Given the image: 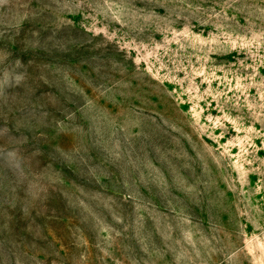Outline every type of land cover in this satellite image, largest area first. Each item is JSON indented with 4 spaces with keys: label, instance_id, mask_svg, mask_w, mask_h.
Returning a JSON list of instances; mask_svg holds the SVG:
<instances>
[{
    "label": "rangeland",
    "instance_id": "374dc122",
    "mask_svg": "<svg viewBox=\"0 0 264 264\" xmlns=\"http://www.w3.org/2000/svg\"><path fill=\"white\" fill-rule=\"evenodd\" d=\"M0 264H264V0H0Z\"/></svg>",
    "mask_w": 264,
    "mask_h": 264
}]
</instances>
